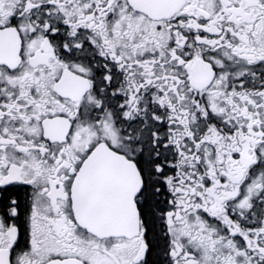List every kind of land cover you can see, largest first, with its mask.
<instances>
[{
	"label": "snow or ice",
	"instance_id": "snow-or-ice-1",
	"mask_svg": "<svg viewBox=\"0 0 264 264\" xmlns=\"http://www.w3.org/2000/svg\"><path fill=\"white\" fill-rule=\"evenodd\" d=\"M0 264H264V0H0Z\"/></svg>",
	"mask_w": 264,
	"mask_h": 264
}]
</instances>
